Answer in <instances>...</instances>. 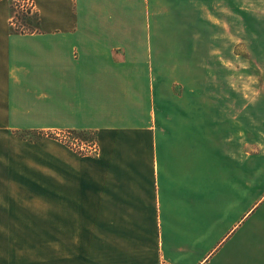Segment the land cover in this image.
Returning <instances> with one entry per match:
<instances>
[{
    "label": "crops",
    "instance_id": "crops-1",
    "mask_svg": "<svg viewBox=\"0 0 264 264\" xmlns=\"http://www.w3.org/2000/svg\"><path fill=\"white\" fill-rule=\"evenodd\" d=\"M31 1L38 30L20 33L0 0V130L94 133L100 154L47 152L45 205L0 206V264H264L243 227L264 225L257 130L214 105L200 120L183 94L163 116L135 0Z\"/></svg>",
    "mask_w": 264,
    "mask_h": 264
},
{
    "label": "rangeland",
    "instance_id": "rangeland-1",
    "mask_svg": "<svg viewBox=\"0 0 264 264\" xmlns=\"http://www.w3.org/2000/svg\"><path fill=\"white\" fill-rule=\"evenodd\" d=\"M11 3L13 17L17 11L13 0ZM134 5L136 26L143 20L144 29L151 33L154 80L165 96L163 116L171 120L174 94H183L185 105L197 107L200 120L208 116L213 105L216 114L229 108L232 130L234 126H239L240 130H257L248 131V139L256 136L258 142L262 138L264 160V0H135ZM18 22L20 33L38 30L35 10ZM9 25L16 30L10 22ZM191 95H198L197 102ZM63 134L76 133L72 130H0L3 173L18 176L19 172L22 178L34 181L29 184L18 179L9 187L0 180V206L45 205L47 152L60 146L87 157L70 143H64ZM78 136L97 142L94 133ZM256 169L261 172L264 189V162ZM9 195L13 202L8 199ZM263 211L264 205L258 214ZM250 224L251 232L257 237L264 232V225L259 227L260 220L255 216L247 219L243 227Z\"/></svg>",
    "mask_w": 264,
    "mask_h": 264
},
{
    "label": "built area",
    "instance_id": "built-area-1",
    "mask_svg": "<svg viewBox=\"0 0 264 264\" xmlns=\"http://www.w3.org/2000/svg\"><path fill=\"white\" fill-rule=\"evenodd\" d=\"M13 6L17 11V15L13 16L10 18V24L11 26L14 27V31H17L18 26L16 23L18 22L19 18L22 19L23 17H27L29 15H32L33 10H35L34 4L31 0H13ZM18 14L20 16H18ZM21 23V22H18ZM26 33V32H23ZM71 135V136H70ZM67 135L63 134L62 139L64 140V143H70L76 150L77 152L82 153V156H87V157H98L100 154V149L95 141L93 140H83L81 139L79 134L75 135ZM88 137V136H86ZM80 138V139H79ZM66 141V142H65ZM166 264V263H163Z\"/></svg>",
    "mask_w": 264,
    "mask_h": 264
}]
</instances>
